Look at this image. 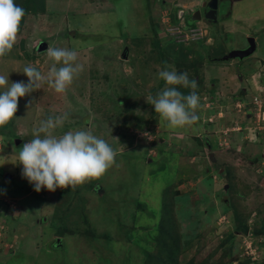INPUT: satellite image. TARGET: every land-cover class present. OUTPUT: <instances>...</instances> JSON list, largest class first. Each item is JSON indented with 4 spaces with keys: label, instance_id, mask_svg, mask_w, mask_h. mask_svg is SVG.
<instances>
[{
    "label": "rangeland",
    "instance_id": "1",
    "mask_svg": "<svg viewBox=\"0 0 264 264\" xmlns=\"http://www.w3.org/2000/svg\"><path fill=\"white\" fill-rule=\"evenodd\" d=\"M212 2L45 0L44 11L24 16L0 75L27 83L31 65L47 77L49 47L75 50L83 71L65 94L43 83L21 98L0 128V264H144L165 203L182 264L214 252L213 264L223 255L264 264V0H217L208 18ZM197 13L202 20L191 19ZM250 38L255 53L236 56ZM165 64L198 85L199 119L183 129L147 102L165 87ZM64 114L55 135L91 131L117 153L115 164L74 192H36L18 151L42 121ZM18 243L27 249L13 257Z\"/></svg>",
    "mask_w": 264,
    "mask_h": 264
},
{
    "label": "clouds",
    "instance_id": "2",
    "mask_svg": "<svg viewBox=\"0 0 264 264\" xmlns=\"http://www.w3.org/2000/svg\"><path fill=\"white\" fill-rule=\"evenodd\" d=\"M24 16V8L15 0H0V58L7 56L17 43ZM47 56L53 61L47 77L31 65L23 69L27 83H9V76L0 75V128L16 117L21 98L40 89L43 83L56 93L65 94L74 78L83 71L75 50L49 47ZM158 76L165 82V87L156 97L149 96L147 102L171 128L183 129L194 124L199 119L197 110L200 107V97L195 91L197 82L190 80L187 72H177L174 66L168 64ZM178 87L192 91L184 95ZM66 119L67 114H64L42 121L34 138L18 151V161L23 166L22 176L34 185L36 192L42 188L49 192L70 188L74 192L86 182L100 180L115 164L117 153L105 139L98 138L91 131L76 130L55 135L54 131L62 127ZM58 241L53 248H60L57 244L60 245L61 240ZM19 244L12 247L16 249L11 248L12 252L20 251Z\"/></svg>",
    "mask_w": 264,
    "mask_h": 264
},
{
    "label": "trees",
    "instance_id": "3",
    "mask_svg": "<svg viewBox=\"0 0 264 264\" xmlns=\"http://www.w3.org/2000/svg\"><path fill=\"white\" fill-rule=\"evenodd\" d=\"M15 3L24 8L25 15L28 12H31V10H33V12H39L44 11L45 9V0H15ZM154 31L157 32L158 29L155 27ZM198 63H200V61L190 62L189 64H186L184 70L191 69L195 67V65H198ZM74 200L75 198L73 197L69 205H67V203L64 204L62 206L63 210L67 209L69 213V211H72L73 208H77L76 206H73ZM169 210V205L165 203L163 217L158 228L159 236L156 239V247L154 248L155 250L147 254V259L144 264H182V262L180 261L182 247L180 240L173 233L176 228L173 220V215ZM60 232H64L65 235V227H63ZM70 234H75V232H71ZM9 252H11V249ZM215 254L216 252L211 253L208 257L202 259L198 264H213L211 263V261ZM215 264H227L226 256L223 255V257H221Z\"/></svg>",
    "mask_w": 264,
    "mask_h": 264
},
{
    "label": "water",
    "instance_id": "4",
    "mask_svg": "<svg viewBox=\"0 0 264 264\" xmlns=\"http://www.w3.org/2000/svg\"><path fill=\"white\" fill-rule=\"evenodd\" d=\"M217 0H213V2L211 4H209V13H207V17L211 18V16H217ZM197 16V17H196ZM192 20L194 21H200L202 20V16L200 13H197V15H195L194 18H192ZM249 43H250V47L247 50H241V51H237L235 53L236 56L240 57V58H247L250 57L251 55H253L257 49V45H256V41L254 38H250L249 39Z\"/></svg>",
    "mask_w": 264,
    "mask_h": 264
},
{
    "label": "crops",
    "instance_id": "5",
    "mask_svg": "<svg viewBox=\"0 0 264 264\" xmlns=\"http://www.w3.org/2000/svg\"><path fill=\"white\" fill-rule=\"evenodd\" d=\"M62 193H63V192L61 191V194H62ZM9 239H10V238H9ZM9 239H8V240H9ZM22 244L24 245L25 242L22 243ZM53 247H54V246H53ZM26 249H27V247H24V248H23V246L20 244V249H19L20 251H18V252H12V253H11V256L16 257L17 254H18L19 252H21V251L23 250L22 253H24ZM3 250H5V249L3 248ZM1 251H2V250H1Z\"/></svg>",
    "mask_w": 264,
    "mask_h": 264
},
{
    "label": "built area",
    "instance_id": "6",
    "mask_svg": "<svg viewBox=\"0 0 264 264\" xmlns=\"http://www.w3.org/2000/svg\"><path fill=\"white\" fill-rule=\"evenodd\" d=\"M170 30H172V29H169L168 31H170ZM194 32H195V31H193L192 36L195 37V36H197L198 34H195ZM1 236H2V235H1V233H0V237H1Z\"/></svg>",
    "mask_w": 264,
    "mask_h": 264
}]
</instances>
